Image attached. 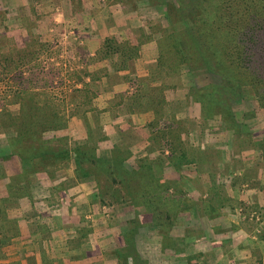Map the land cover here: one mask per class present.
Masks as SVG:
<instances>
[{
	"label": "rangeland",
	"instance_id": "obj_1",
	"mask_svg": "<svg viewBox=\"0 0 264 264\" xmlns=\"http://www.w3.org/2000/svg\"><path fill=\"white\" fill-rule=\"evenodd\" d=\"M159 4L158 0H0L1 54L5 51L4 55L8 53L13 58L14 51L9 48L5 50L4 44L7 40L14 39V44L23 46L36 35L38 40L46 42L48 50L40 53L35 61L40 59L45 66L50 62L55 66L61 64V73L67 77L74 72L73 69L77 70V75H82L79 78L71 74V78H65L64 84L61 83L54 90H45L46 95L50 96V102H54L57 113L62 114L60 120H63L64 126L61 128L57 122L58 127L53 123V128L52 123L46 125L44 121L37 120L36 123L42 124L35 127L41 130L38 133L41 141L49 140L54 147L66 148L69 155L74 149L82 152V141L88 134L87 128L92 129L91 135L96 139L95 143L90 142L91 151L94 150L93 152L105 159L114 152L115 163L102 172L106 176L92 178L90 182H93V186L89 189L100 200L98 210L105 219H111V215L115 218L116 215L112 212L123 207L124 210H118L117 214L124 212L125 216L131 215L125 220L128 232L112 236L114 239L117 237L119 245L123 244L119 247L120 253L124 254V248H128L129 251L124 255H130L132 264L142 262H137V256H132L134 248L131 241L134 244L137 238L138 242L145 241L144 231L149 229L162 240L176 221V209L193 207L212 192L216 196L226 194L222 188L224 179L234 191L239 192L240 184L254 178V151H258L259 158L264 160V112L256 98L251 97V87L242 88L244 97L241 100L237 95L235 98L228 97L232 107L226 113L233 115L238 130L247 131L250 135L251 138L245 140L240 136L239 139L233 137V129L226 127L220 112L215 111L207 119L201 118V109L193 96V90L205 84L219 83L220 75L204 69H194L188 73L189 69L186 67H178L176 72L167 73L163 78H151L149 68L156 59V41L163 32L161 30L167 27L164 10ZM221 29L224 30L225 26ZM112 34L118 40H131L132 37L140 41L137 55L129 61L126 69L113 71L106 59L88 60L90 56L95 57L94 52L99 49L103 38ZM91 38L97 39L92 53L90 49L93 47L86 44ZM2 65L6 66V63L0 57V264H18L20 256L26 258L27 264H31L32 252L28 246L32 239L33 226L39 225L41 228L40 224L46 219L52 223L55 218L51 219L49 216L57 214L56 226L62 228L63 235L71 234V230L66 232L71 226L69 217L64 215V218L60 208L67 210L72 205L75 207L73 193H82V188L79 189L75 184L82 181V156L79 164L74 162L73 157H69L60 161L52 171L27 170L22 177H18L23 172L21 166L25 168L28 163L20 162L16 149L29 151L34 149L35 144L36 151L39 141L31 138L32 145L16 141L15 130L11 125L6 127V122L2 121L6 114L8 121L19 114V103L23 97L19 90L20 80L13 73L6 74V70L1 69ZM30 65V62L24 64V76L30 75ZM80 70L90 73L99 71V77L92 83L95 86L88 89L82 85L81 80H88L89 76H84ZM133 77L142 80L143 91L161 92L166 103L163 105L160 124L156 125L153 121L155 115L146 105V99L140 102L143 109L120 110V102L122 106L129 101L137 102L136 97H131L134 87L129 79ZM78 90L82 91V96ZM88 90L89 99L86 105L83 104L84 97H87L84 95ZM206 91L205 89L204 93ZM155 94L157 93H152V96L157 97ZM40 99L42 98L37 100ZM171 119L175 123L170 122ZM9 122L13 125L15 121L12 119ZM176 122L184 126L172 131L176 136L172 137L169 132H163L164 129L171 128L170 123L178 127ZM97 135L103 137H96ZM115 150L119 151L117 156ZM182 151L190 157L195 152H202V159H197L204 162L193 163L191 160L187 161L186 157L187 160H182ZM117 166L120 169L114 170ZM149 166L155 169L152 172H155L157 180L165 185V188L161 185L158 191L161 198L156 189L151 187L149 191L141 190L138 179H130L133 172L137 176L139 173L147 175L144 169ZM124 170L131 174L125 177ZM116 171L126 181H133L135 189L132 188L127 194L120 188L117 178L116 182L111 181L112 179L109 181L112 175L118 174ZM203 173L207 175L208 188L200 181ZM98 183L102 186L99 188L104 186L101 199L97 194L100 190ZM110 183L119 189L117 194L120 197L116 200L109 196L107 184ZM185 184L192 187H184ZM75 185L78 190L69 194V188ZM147 192L157 193L155 196L158 198L153 202L157 211H151L152 205L146 204V194L149 195ZM196 192L203 193L196 200L190 201L193 197L189 196ZM163 209L167 210L165 215H168L164 223L159 221L160 218L163 219ZM76 210L82 212V205H76ZM128 211L133 212L130 214ZM39 235L41 239L46 234ZM20 245L26 246L27 251H22Z\"/></svg>",
	"mask_w": 264,
	"mask_h": 264
},
{
	"label": "trees",
	"instance_id": "obj_2",
	"mask_svg": "<svg viewBox=\"0 0 264 264\" xmlns=\"http://www.w3.org/2000/svg\"><path fill=\"white\" fill-rule=\"evenodd\" d=\"M158 1H160L159 5L164 10V19L167 22V27L161 30L163 32H161L160 37L156 41V59L149 68L151 78H163L167 73L176 72L178 67H186V69H189L188 73H191L194 69H204L220 75L219 83L205 84L201 87L202 90H200L201 88H194L193 90V96L197 99L201 109V118L207 119L215 111L220 112L224 118L226 127L233 129L234 138L237 137L239 139L240 136L242 139L249 140L251 137L247 131L242 132L238 130V124L233 115L230 116V114L226 113L230 112V107H232L229 105L228 97L235 98L237 95L240 100L243 99L242 88L247 87L252 88L253 93L251 97L256 98L260 104V108L264 112V0ZM223 25L225 26L224 30L221 29ZM220 32H223V34ZM115 37L113 34L105 36L99 49L94 52L95 57L92 56V58L90 56L88 60L106 59L113 71L126 69L129 61L137 55V45L140 41L132 37V41L118 40ZM13 40H7L4 44L5 50L9 48L14 51L13 58L8 53L4 55L5 51L3 54L0 51V57L6 63V66L2 65L1 69L6 70V74L9 72L13 73L15 78L20 80L19 85L21 86L19 90H21L23 97L19 103V114L9 120L14 119V124L12 125L8 121V114L4 116L2 121L6 122V127L11 125V128L15 130L16 141L18 140L23 144L30 143V145H32L31 138L38 139L37 141H39L36 151H34L35 144L33 145L34 149L29 151L16 149L20 162L28 163L25 168L21 166L23 172L18 177H22V174L27 170L42 169L44 172L52 171L60 161L67 160L69 157H73L74 162L79 164L78 161L81 156L82 179H92L98 177V175L106 176L102 172L106 169L108 170L111 164L115 163L114 152L105 159L93 152L94 150H90V145L92 146L96 141L93 135H91L92 129L87 128L88 134L82 141V152L79 149H74L72 154L69 155L66 148L54 147V144L50 143L49 140L41 141L38 137V133L41 130L35 127L41 125L43 121L46 125L47 123H55L56 127H58V122L61 128L64 126L63 120H60L62 114L57 113L55 106H53L54 102H50L51 99L48 98L50 96L46 95L45 90H54L61 83L64 84L65 78H71V74L79 78H82V75H77V70L73 69L74 72L72 71L67 77V75L64 76L61 73V64L55 66L50 62L45 66L40 59L35 61L40 53L48 50L46 42L38 40L36 35H33L32 39L27 41L23 46H18L17 43L14 44ZM29 62L31 63L29 69L30 75L24 76L23 72L26 70L24 64ZM80 71L84 73V76H89L88 80H81L82 85L84 84L85 88L88 89L92 85L95 86L92 83L99 77V71H95L94 73ZM129 81L134 87L131 97H136L137 102L131 103L129 101L125 106H122L120 102V110L123 108H127L130 111L139 108L143 109L144 107L141 106L140 102L146 99V105L153 110V114L155 115L153 121L156 122V125L160 124L163 105L166 103L162 98L161 92L143 91L142 80H136L134 77L131 80L129 79ZM205 89L207 91L204 93ZM78 92L82 96V91L78 90ZM152 93H157L155 94L157 97L152 96ZM88 94L89 90L88 92L85 91L84 96L87 97H84V103L80 97V104H88ZM40 97L42 99L38 101L37 99ZM37 120L42 122L36 123L35 121ZM170 122L175 123L174 119H171ZM174 123H170L171 128H166L167 130L164 129L163 132H169L172 137L176 136L172 131L184 126H180V123L176 122L179 124L177 127ZM95 131L98 132V130ZM98 136L99 138L103 137L102 135H97L96 137ZM43 143L46 145H43ZM255 146L259 147L258 145ZM201 150L204 151L206 149ZM87 152L90 153L88 154ZM115 154L117 156L119 151L115 150ZM201 154L202 152H198V154L195 152L193 157H190L185 151L184 153L182 151L180 152V158L182 160H187L186 158H188L187 161L191 160L193 163H201L204 162V160L200 161L202 159ZM117 168L119 167H114V170ZM203 168L206 169V166ZM153 170L155 169L149 166L144 169L147 175H140L142 173H139L138 176L137 173L133 172L131 174L125 170L123 173H125V177L131 174L130 179L133 181L138 179V186L141 190L145 189L144 191H149V188L152 187L158 193L161 188L160 186L162 185V188H165V185L160 183L162 181L159 179L157 180L155 172L154 174L152 172ZM150 172L151 175L149 176ZM117 173L116 176L112 175L109 181L111 179V181H114L117 178V183L121 186L120 188L127 194L130 193L132 188L135 189L133 181H126L125 178H121L120 172ZM152 180L155 181L153 182ZM99 184L98 188L101 186ZM107 188L110 191L109 196L112 197L111 199L116 200V198L120 197L117 194L119 189L114 188L111 183L107 184ZM99 189L97 194L101 199L100 194L104 186ZM157 193L150 192L149 195L146 194L145 202L152 205L150 206L151 211H157L153 205V202L155 203L158 198L155 196ZM159 193V198H161V194ZM164 211L163 219L160 218L159 220L161 222L164 219L166 221L168 218V215H165L167 210Z\"/></svg>",
	"mask_w": 264,
	"mask_h": 264
},
{
	"label": "crops",
	"instance_id": "obj_3",
	"mask_svg": "<svg viewBox=\"0 0 264 264\" xmlns=\"http://www.w3.org/2000/svg\"><path fill=\"white\" fill-rule=\"evenodd\" d=\"M91 40L86 42L93 47L90 53L97 43V39L91 38ZM254 154L253 164L256 168L254 178L240 184L239 192L234 191L230 183L224 179L222 188L226 194L216 196L212 192L202 198L201 202L197 200L199 204L196 203L193 207L176 209V221L162 240L149 229L143 230L146 232L143 236L145 241L138 242V238H135V244L131 241L134 248L132 256H137V262H142L141 264H264V160L259 158L258 151H254ZM203 174L200 181L208 188L207 175ZM90 180L82 179L79 183L75 182L79 189L82 188V193H73L78 190L76 185L69 188L68 193H73L72 200L76 203L75 207L71 204L72 206L69 209L67 207V210L60 208L61 215L69 217L71 226L66 232L71 230V234L63 235L62 228L56 226L57 214L49 216L51 219L55 218L53 224L40 216L43 220L40 224L42 227L33 226L31 230L32 239L28 246L32 252L31 264H132L130 255H124L129 251L128 248H124V254L120 253L119 247L123 244L119 245L117 237L114 239L112 236L124 235L128 232L125 220L131 215L125 216L124 212L117 214L118 210H124L123 207L112 212L116 215L115 218L111 215V219H105L98 210L100 200L89 189L93 186ZM185 186L192 187L186 184ZM201 193L203 192L189 196L193 197L190 201L196 200ZM79 204L82 205V212L76 210V205ZM128 212L132 214L133 211ZM20 232L23 233L22 230ZM39 234L46 235L40 239ZM28 248L20 245L22 251H27ZM120 254L123 256L121 257ZM18 260V264L28 263L26 258L21 256Z\"/></svg>",
	"mask_w": 264,
	"mask_h": 264
}]
</instances>
